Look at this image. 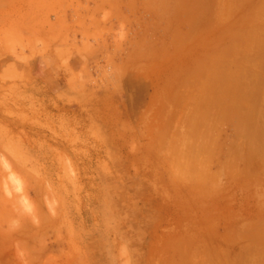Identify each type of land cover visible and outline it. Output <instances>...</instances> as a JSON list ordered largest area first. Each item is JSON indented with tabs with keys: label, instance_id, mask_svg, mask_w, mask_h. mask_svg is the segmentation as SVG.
Returning a JSON list of instances; mask_svg holds the SVG:
<instances>
[{
	"label": "rangeland",
	"instance_id": "1",
	"mask_svg": "<svg viewBox=\"0 0 264 264\" xmlns=\"http://www.w3.org/2000/svg\"><path fill=\"white\" fill-rule=\"evenodd\" d=\"M0 264H264V0H0Z\"/></svg>",
	"mask_w": 264,
	"mask_h": 264
},
{
	"label": "bare ground",
	"instance_id": "2",
	"mask_svg": "<svg viewBox=\"0 0 264 264\" xmlns=\"http://www.w3.org/2000/svg\"><path fill=\"white\" fill-rule=\"evenodd\" d=\"M214 56V55H213ZM218 58V57H217ZM236 58V57H235ZM213 59H215V58H213ZM219 60V59H218ZM231 64V63H230ZM231 66H232V64H231ZM220 67H222V66H220ZM237 67V66H236ZM236 67H234V68H236ZM238 68V67H237ZM219 72H220V70H219ZM236 73V72H235ZM218 76H219V74H217ZM229 76V75H228ZM228 76H227V78H228ZM219 79V78H218ZM234 84V83H233ZM207 97V96H206ZM209 97V96H208ZM223 98V97H222ZM207 102V101H206ZM217 104V103H216ZM220 105V104H219ZM219 105H218V107H219ZM220 108V107H219Z\"/></svg>",
	"mask_w": 264,
	"mask_h": 264
},
{
	"label": "crops",
	"instance_id": "3",
	"mask_svg": "<svg viewBox=\"0 0 264 264\" xmlns=\"http://www.w3.org/2000/svg\"><path fill=\"white\" fill-rule=\"evenodd\" d=\"M118 2L122 4V3H124V0H118Z\"/></svg>",
	"mask_w": 264,
	"mask_h": 264
}]
</instances>
